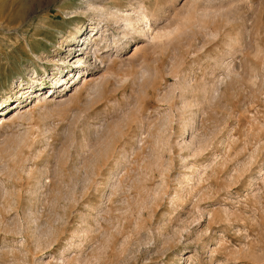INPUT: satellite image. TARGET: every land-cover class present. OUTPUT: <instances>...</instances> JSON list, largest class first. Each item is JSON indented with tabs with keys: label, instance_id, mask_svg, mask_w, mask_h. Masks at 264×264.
Instances as JSON below:
<instances>
[{
	"label": "rangeland",
	"instance_id": "rangeland-1",
	"mask_svg": "<svg viewBox=\"0 0 264 264\" xmlns=\"http://www.w3.org/2000/svg\"><path fill=\"white\" fill-rule=\"evenodd\" d=\"M27 1L0 0V264H264V0Z\"/></svg>",
	"mask_w": 264,
	"mask_h": 264
},
{
	"label": "bare ground",
	"instance_id": "bare-ground-1",
	"mask_svg": "<svg viewBox=\"0 0 264 264\" xmlns=\"http://www.w3.org/2000/svg\"><path fill=\"white\" fill-rule=\"evenodd\" d=\"M55 2V0H30V1H27V2H25L24 3V8H22V9H24L23 10V12L25 11H28L29 9H33V10H35V9H41L42 7H44L45 5H50V4H53ZM23 7V6H22ZM89 7L92 9V10H100V11H103V13H104V15H103V13H101L102 15H101V19H102V21H104V20H106L107 18H108V16H112V17H115L116 16V14H115V12L113 13V11H109L108 9L107 10H105L104 8H102V7H100V9H98V7H96V6H94L93 5V3H89ZM22 12V11H21ZM24 12V13H25ZM27 14V13H26ZM21 16H22V14H20ZM106 15V16H105ZM117 17V16H116ZM123 19V21H124V23H128L129 22V24H131L132 26H133V28L135 29V30H137L139 33H141V34H143V33H145V31H147L148 29H144V27L142 28H140V27H137L136 26V23L133 21V18H132V16L129 14V13H127V14H125L124 15V17L122 18ZM137 20H140V19H137ZM101 24V23H100ZM98 26L99 25H94V24H92V25H90V27H89V31L87 32V33H85V36H84V38L83 37H81V35L82 34H84V33H81V28H80V26L77 24L75 27H74V29L70 32V35H69V38H67L65 41H67L68 42V44H67V46H69V47H71L72 46V48H70L69 50H70V52H72V51H76L73 55V57L71 58V60H69V59H66V60H69V62H77V61H79V60H82L83 58H85V57H88V55H89V51H88V49H89V47L94 43V42H96V40H98V39H96V35L98 34V30L96 31V29H98ZM100 27V26H99ZM83 32V31H82ZM79 33V34H78ZM81 33V34H80ZM85 39H87V41L85 42ZM128 44V43H127ZM127 44H125L124 45V47H126V45ZM78 50V51H77ZM97 50V49H96ZM95 56V60H94V62L93 63H89V61H87L88 63H89V65L87 66V67H77L76 68V70H75V72H76V75L77 74H81L82 76H84L85 74H87V76L92 72V70H95L97 67H99V65H98V63L100 62V64L103 62V59H102V56L100 55V54H94ZM97 60H100L99 62H97ZM97 63V64H96ZM98 65V66H97ZM101 66H102V64H101ZM66 67H68V66H66ZM64 70V68L62 67V69H61V67L59 68V70H58V73H60V72H62ZM72 71L73 70H67V72H68V74H69V77L71 76V73H72ZM63 76L62 77H59V80H60V82L61 81H64V80H62V78L66 75V73L65 74H62ZM67 78V77H66ZM65 78V79H66ZM86 79V78H85ZM77 81V80H76ZM84 81V80H83ZM86 81V80H85ZM59 82V83H60ZM65 82V81H64ZM63 82V83H64ZM67 82V81H66ZM67 84V83H66ZM60 86H62V82H61V84H60ZM79 87V86H78ZM52 89V88H51ZM37 91H39V90H35V91H29V89L26 91L27 93H29V95L30 96H35L36 97V95L34 94V93H36ZM56 91L54 90L52 93H51V95H48L47 97H44L43 99L46 101H48V99L49 98H51L52 97V95L55 93ZM42 97V96H41ZM51 99H53V98H51ZM54 100V99H53ZM7 100H3L2 102H0V112H2V111H5L6 109H8L9 108V106H12L13 104V102L12 103H10V104H4L5 102H6ZM40 102V100H37V103H39ZM14 108V107H13ZM24 108V106H22V107H20V106H18V107H16L15 109H14V111L13 112H16V114H20V112H23V109ZM10 113V112H9ZM8 113V114H9ZM1 115V114H0ZM5 119H6V117H5ZM187 124V123H186Z\"/></svg>",
	"mask_w": 264,
	"mask_h": 264
}]
</instances>
